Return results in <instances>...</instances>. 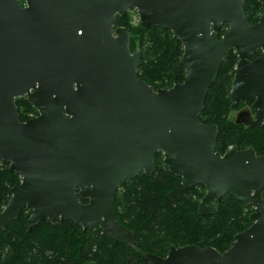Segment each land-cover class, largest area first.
Returning <instances> with one entry per match:
<instances>
[{
    "label": "water",
    "instance_id": "obj_1",
    "mask_svg": "<svg viewBox=\"0 0 264 264\" xmlns=\"http://www.w3.org/2000/svg\"><path fill=\"white\" fill-rule=\"evenodd\" d=\"M23 1L0 0V160L20 177L0 212V229L26 209L28 232L45 220L53 227L68 220L133 248V232L117 220L116 194L141 172L150 176L161 152L184 188L205 187L200 216L216 214L229 194L253 208L251 224L224 252L189 244L143 258L264 264V154L252 147L215 151L217 126L199 121L233 51L230 109L243 102L254 111V119L244 112L235 122L264 125V11L249 24L244 0ZM129 9L143 29L157 26L181 41V83L155 89L138 76L140 50L129 49L130 34L116 20ZM18 97L38 114L20 121Z\"/></svg>",
    "mask_w": 264,
    "mask_h": 264
},
{
    "label": "trees",
    "instance_id": "obj_2",
    "mask_svg": "<svg viewBox=\"0 0 264 264\" xmlns=\"http://www.w3.org/2000/svg\"><path fill=\"white\" fill-rule=\"evenodd\" d=\"M23 2L19 0L21 5ZM243 9L252 24L264 11V0H244ZM129 12L122 17L116 15V20L130 34L129 49L140 50L138 76L155 89L181 83L185 77L181 41L157 26L143 29L140 23L131 25ZM223 32L224 27L219 37ZM235 57L230 51L220 66L207 91L199 121L217 126L215 151L223 154L231 146L238 150L252 147L257 154H264V125L251 127L229 118ZM15 104L20 121L38 114L26 97L16 98ZM157 155L158 152L150 176L140 173L125 181L116 194L117 220L133 232V248L103 235L97 226L82 229L68 220L54 227L45 220L28 232L26 220L30 211L24 209L7 228L0 229V264H149L142 253L165 256L169 246L196 244L212 246L219 252L227 250L235 234L250 226L252 208L227 194L216 214L200 216L197 206L205 187L184 188L180 177L159 163ZM19 182L20 177L0 161V212L11 196L10 189ZM262 197L264 200V189Z\"/></svg>",
    "mask_w": 264,
    "mask_h": 264
},
{
    "label": "rangeland",
    "instance_id": "obj_3",
    "mask_svg": "<svg viewBox=\"0 0 264 264\" xmlns=\"http://www.w3.org/2000/svg\"><path fill=\"white\" fill-rule=\"evenodd\" d=\"M22 5H24V2H23ZM129 10H130L129 14H130V19H131L130 20V24L133 25V26H136L139 23L138 14H137L135 9H129ZM237 113L238 112L230 111L229 118L235 120L236 116H237ZM30 116H32V114ZM156 159H157V161L159 163L161 162L163 164V154L161 152H158V155H157ZM252 211H253V208H252Z\"/></svg>",
    "mask_w": 264,
    "mask_h": 264
},
{
    "label": "flooded vegetation",
    "instance_id": "obj_4",
    "mask_svg": "<svg viewBox=\"0 0 264 264\" xmlns=\"http://www.w3.org/2000/svg\"><path fill=\"white\" fill-rule=\"evenodd\" d=\"M260 54V53H259ZM259 54H257L255 57H257ZM255 57H251V60L252 59H254ZM233 111H235V112H238L237 113V116H236V119H237V117H238V115L240 114V113H247L248 114V116H249V118L250 119H254V111L251 109V107L250 106H247L245 103H243V102H239L238 104H237V108L235 109V110H233ZM235 119V120H236ZM242 124V123H241ZM245 125V124H244ZM259 125H263L262 123H260ZM230 148V147H229ZM228 150V149H227ZM226 150V151H227ZM225 151V152H226ZM1 161V160H0ZM4 163V162H3ZM9 166V165H8ZM9 169V168H8ZM142 173V172H141ZM182 246H185V245H182ZM182 246H177V247H182ZM170 247V246H169ZM175 247V246H174ZM168 251H169V249H168Z\"/></svg>",
    "mask_w": 264,
    "mask_h": 264
}]
</instances>
